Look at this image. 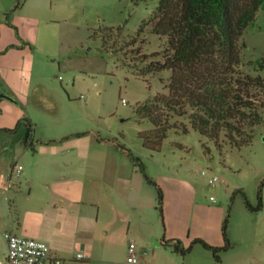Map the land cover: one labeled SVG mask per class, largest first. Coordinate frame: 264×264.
I'll return each mask as SVG.
<instances>
[{
  "label": "rangeland",
  "instance_id": "374dc122",
  "mask_svg": "<svg viewBox=\"0 0 264 264\" xmlns=\"http://www.w3.org/2000/svg\"><path fill=\"white\" fill-rule=\"evenodd\" d=\"M158 1L21 0V6L12 12L18 20L32 23L31 42L39 50L36 76L30 88L23 84L19 89L5 86L0 91L6 94L0 97V126H7L4 123H9L8 119L14 128L26 118L33 119L35 144L29 149L27 160L30 165L33 162L39 165L34 170L36 180L40 178V169L49 170L65 161L73 162L69 164L75 171L82 162L76 153L78 145H93L96 140L102 148L110 145L120 148L117 145L120 142L140 157L146 172L155 180V176L163 173L193 182L201 200L214 202L211 197L215 196V205L225 206L224 219L227 218L232 242L229 248L220 251L221 261L200 243L180 254L171 246L160 249L154 240V248L159 249L157 252L165 263L264 264V121L254 127L252 142L242 147L225 141L219 148L190 125L188 132L170 130L159 150L147 148L139 137L141 130L153 125L138 120L137 104L157 92H167L172 74L171 69L136 74L150 60L143 62L141 53L163 51L166 46V38L151 32V24L133 42L141 23L149 20ZM106 26L122 29L119 32L115 29L111 38L104 41L102 30ZM241 41L245 44L244 69L256 73L251 61L264 55V11ZM8 57L15 63L26 64L22 52H10ZM260 98L264 100V94ZM261 112L264 116V106ZM63 146H75V149L63 155ZM4 157L5 152L0 151V162L5 166L4 171H8L9 161ZM21 162L28 167L25 161ZM137 168L147 181L143 199L149 204V214L159 219L162 229L156 186L146 179L140 165ZM203 170L207 171L206 175ZM213 174L220 177L215 184L209 182ZM17 175L20 174L15 172L14 178ZM15 190L10 193L13 200ZM260 193L263 206L250 208L245 194L256 206ZM119 263L129 264L127 257L106 264Z\"/></svg>",
  "mask_w": 264,
  "mask_h": 264
},
{
  "label": "crops",
  "instance_id": "0c3cea01",
  "mask_svg": "<svg viewBox=\"0 0 264 264\" xmlns=\"http://www.w3.org/2000/svg\"><path fill=\"white\" fill-rule=\"evenodd\" d=\"M18 1L21 3L0 0V91L5 86L19 89L23 84L30 88L36 76L39 50L31 42L32 23L18 20L12 12L21 6L16 7ZM10 52L24 53L26 64L15 63L8 57ZM8 120L4 123L7 126H0V151L9 161L8 171L0 162V175L12 177L9 189L0 185L4 193L0 194V264H7V230L48 241L65 264H106L125 258L131 241L137 243L139 264H167L158 254L159 249L154 248V240L160 249L167 247L164 240L177 238L186 247L197 237L214 245L224 243L225 206L201 200L193 182L163 173L155 176L165 194V226L160 229L159 219L149 214V204L143 199L147 188L143 173L132 157L116 146L102 148L96 140L93 145H78L76 153L82 162L75 171L69 164L73 162L65 161L49 170L40 169L36 180L34 170L38 164L30 165L27 160L35 144L33 119L26 118L15 128ZM29 125L33 130L26 144ZM63 148V155H68L75 146ZM19 164L23 168L14 178L13 169ZM11 190H15L14 200ZM79 253L85 256L78 257Z\"/></svg>",
  "mask_w": 264,
  "mask_h": 264
},
{
  "label": "trees",
  "instance_id": "16d2710c",
  "mask_svg": "<svg viewBox=\"0 0 264 264\" xmlns=\"http://www.w3.org/2000/svg\"><path fill=\"white\" fill-rule=\"evenodd\" d=\"M19 4L20 1L16 7ZM262 11L264 0L158 1L149 20L141 23L133 37L136 43L137 36L151 24V32L166 38L163 51L141 53L143 62L150 60L136 72L137 75L172 70L166 85L168 91L157 92L135 108L138 120H147L153 125L139 132L144 146L159 150L170 130L188 132L189 125L213 140L219 148L225 141L236 147L252 142L254 127L264 121L261 112L264 100L260 98L264 94V55L251 61L256 73L246 71L243 61L245 44L241 39L246 30L255 25ZM115 29L119 32L122 27H104V41L111 38ZM160 55L161 58H156ZM28 127L26 144H29L33 130L31 125ZM117 145L133 156L146 179L156 186L164 218L163 187L146 172L140 157L124 144L117 142ZM245 197L250 208L263 206L261 193L256 206L251 204L246 194ZM222 233V245H214L202 237L195 238L187 247L179 238L164 240L163 243L180 254L200 243L221 261L220 251L232 245L227 232V218L223 221Z\"/></svg>",
  "mask_w": 264,
  "mask_h": 264
},
{
  "label": "built area",
  "instance_id": "2783aa9c",
  "mask_svg": "<svg viewBox=\"0 0 264 264\" xmlns=\"http://www.w3.org/2000/svg\"><path fill=\"white\" fill-rule=\"evenodd\" d=\"M22 168L23 166L19 164L13 170L19 173ZM202 173L206 175L207 171L203 170ZM219 180L220 177L216 174L209 177V182L212 184L217 183ZM11 184L12 177L0 175L1 186L9 189ZM211 198L214 201L216 199L215 196ZM4 237L8 244L7 264H65V259L56 253L50 243L44 239L22 235L13 230L5 231ZM83 256H85L83 253L78 254V257ZM127 262L129 264L140 263V255L135 241H131L128 245Z\"/></svg>",
  "mask_w": 264,
  "mask_h": 264
},
{
  "label": "water",
  "instance_id": "95a60500",
  "mask_svg": "<svg viewBox=\"0 0 264 264\" xmlns=\"http://www.w3.org/2000/svg\"><path fill=\"white\" fill-rule=\"evenodd\" d=\"M5 95H6L5 93H0V97L5 96Z\"/></svg>",
  "mask_w": 264,
  "mask_h": 264
}]
</instances>
